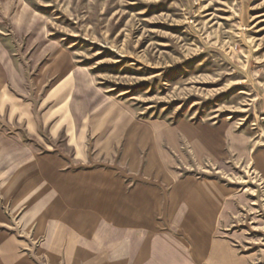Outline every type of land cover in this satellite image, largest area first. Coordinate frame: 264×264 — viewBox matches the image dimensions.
I'll list each match as a JSON object with an SVG mask.
<instances>
[{
	"label": "rangeland",
	"instance_id": "obj_1",
	"mask_svg": "<svg viewBox=\"0 0 264 264\" xmlns=\"http://www.w3.org/2000/svg\"><path fill=\"white\" fill-rule=\"evenodd\" d=\"M56 153L165 197L174 177L216 181L215 234L264 264V0H0V264H51L26 257L45 234L25 181Z\"/></svg>",
	"mask_w": 264,
	"mask_h": 264
},
{
	"label": "crops",
	"instance_id": "obj_2",
	"mask_svg": "<svg viewBox=\"0 0 264 264\" xmlns=\"http://www.w3.org/2000/svg\"><path fill=\"white\" fill-rule=\"evenodd\" d=\"M71 76L76 83L77 75H66ZM73 111L68 117L82 131L86 116ZM127 144V153L131 146L138 156V140ZM32 156L36 164L25 181L27 216L45 236L35 251H26L27 258L46 257L51 264H251L230 238L215 234L225 208L224 189L216 181L174 177L165 197L155 180L131 181L113 169L64 172L58 153L51 155L50 170L48 155ZM12 174L15 167L9 183Z\"/></svg>",
	"mask_w": 264,
	"mask_h": 264
},
{
	"label": "bare ground",
	"instance_id": "obj_3",
	"mask_svg": "<svg viewBox=\"0 0 264 264\" xmlns=\"http://www.w3.org/2000/svg\"><path fill=\"white\" fill-rule=\"evenodd\" d=\"M152 231H153V230H152ZM152 231H151V232H152ZM152 234H153V233H152ZM151 236H152V235L149 236V239H150ZM154 238H155V237H154ZM149 243H150V242H149ZM149 243H148V244H149ZM144 246H145V245H143V247H144ZM143 247H142V248H143ZM192 252H193V250H192ZM193 254H194V253H193Z\"/></svg>",
	"mask_w": 264,
	"mask_h": 264
}]
</instances>
